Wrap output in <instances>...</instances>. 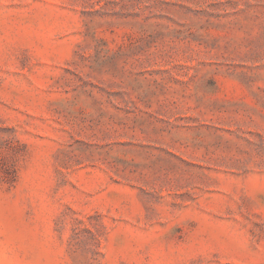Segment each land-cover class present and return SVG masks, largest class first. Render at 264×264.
Wrapping results in <instances>:
<instances>
[{
	"label": "rangeland",
	"instance_id": "374dc122",
	"mask_svg": "<svg viewBox=\"0 0 264 264\" xmlns=\"http://www.w3.org/2000/svg\"><path fill=\"white\" fill-rule=\"evenodd\" d=\"M0 264H264V0H0Z\"/></svg>",
	"mask_w": 264,
	"mask_h": 264
}]
</instances>
